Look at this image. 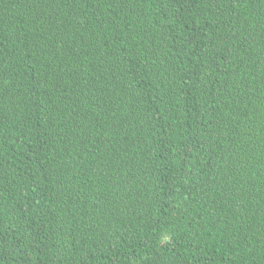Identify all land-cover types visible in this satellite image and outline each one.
<instances>
[{"label":"trees","instance_id":"obj_1","mask_svg":"<svg viewBox=\"0 0 264 264\" xmlns=\"http://www.w3.org/2000/svg\"><path fill=\"white\" fill-rule=\"evenodd\" d=\"M0 264H264V0H0Z\"/></svg>","mask_w":264,"mask_h":264}]
</instances>
